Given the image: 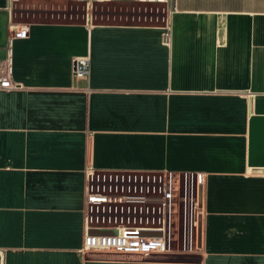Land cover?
I'll return each mask as SVG.
<instances>
[{
    "label": "crops",
    "instance_id": "0c3cea01",
    "mask_svg": "<svg viewBox=\"0 0 264 264\" xmlns=\"http://www.w3.org/2000/svg\"><path fill=\"white\" fill-rule=\"evenodd\" d=\"M95 4L0 0V264H264V0ZM89 167L192 179L169 253L84 250Z\"/></svg>",
    "mask_w": 264,
    "mask_h": 264
},
{
    "label": "built area",
    "instance_id": "2783aa9c",
    "mask_svg": "<svg viewBox=\"0 0 264 264\" xmlns=\"http://www.w3.org/2000/svg\"><path fill=\"white\" fill-rule=\"evenodd\" d=\"M87 3L112 0H75ZM29 27L14 29L11 42L27 38ZM171 34H164L163 43L170 42ZM10 51L1 63L0 89L14 90L12 81L13 58ZM77 80L89 81L91 58L79 57L74 61ZM189 193L192 179L176 178L172 172L137 173L127 171H100L89 167L85 171L84 190V250L92 254L150 257L170 252L172 215L177 186ZM199 192V185L197 187ZM199 199V196H198ZM103 231L106 234H100Z\"/></svg>",
    "mask_w": 264,
    "mask_h": 264
},
{
    "label": "rangeland",
    "instance_id": "374dc122",
    "mask_svg": "<svg viewBox=\"0 0 264 264\" xmlns=\"http://www.w3.org/2000/svg\"><path fill=\"white\" fill-rule=\"evenodd\" d=\"M95 9L98 11H103L104 9H102V4H95ZM105 10H108V8H105ZM184 190H182L183 192ZM183 196V194H182ZM198 196H199V192L197 191V195H196V203H198ZM198 227H199V221L197 220V225L195 227V242L198 243ZM176 234L178 235L176 238V245L178 246V248H180V242L183 243V229H182V225H179L178 228L176 229ZM181 240V241H180Z\"/></svg>",
    "mask_w": 264,
    "mask_h": 264
},
{
    "label": "water",
    "instance_id": "95a60500",
    "mask_svg": "<svg viewBox=\"0 0 264 264\" xmlns=\"http://www.w3.org/2000/svg\"><path fill=\"white\" fill-rule=\"evenodd\" d=\"M202 201V192L201 189L199 191V203L201 204ZM100 234H106V232L100 231ZM201 237H202V223L201 220H199V227H198V241L201 242Z\"/></svg>",
    "mask_w": 264,
    "mask_h": 264
}]
</instances>
